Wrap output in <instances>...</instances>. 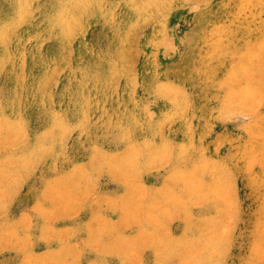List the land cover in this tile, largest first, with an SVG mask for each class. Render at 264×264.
<instances>
[{"label":"rangeland","instance_id":"rangeland-1","mask_svg":"<svg viewBox=\"0 0 264 264\" xmlns=\"http://www.w3.org/2000/svg\"><path fill=\"white\" fill-rule=\"evenodd\" d=\"M0 264H264V0H0Z\"/></svg>","mask_w":264,"mask_h":264}]
</instances>
